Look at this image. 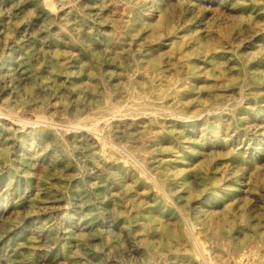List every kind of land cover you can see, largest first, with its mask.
Listing matches in <instances>:
<instances>
[{"label": "rangeland", "instance_id": "rangeland-1", "mask_svg": "<svg viewBox=\"0 0 264 264\" xmlns=\"http://www.w3.org/2000/svg\"><path fill=\"white\" fill-rule=\"evenodd\" d=\"M52 1L0 0V264H264V0Z\"/></svg>", "mask_w": 264, "mask_h": 264}, {"label": "bare ground", "instance_id": "bare-ground-1", "mask_svg": "<svg viewBox=\"0 0 264 264\" xmlns=\"http://www.w3.org/2000/svg\"><path fill=\"white\" fill-rule=\"evenodd\" d=\"M130 1H132V0H130ZM141 1V0H140ZM144 1V0H143ZM210 1V0H209ZM224 1V0H223ZM109 2V1H108ZM136 2V1H135ZM148 2V1H147ZM152 2H154V1H152ZM159 2V1H158ZM177 2V1H176ZM183 3H185V2H183ZM46 4H47V9H48V7L49 8H52L53 6H54V2L52 1V0H47V2H46ZM128 4V3H127ZM140 4V3H139ZM152 4V3H151ZM202 4V3H201ZM129 5H131V4H129ZM186 5V4H185ZM45 6V5H44ZM156 6V5H155ZM205 6V5H204ZM186 7V6H185ZM42 8H43V6H42ZM45 8H46V6H45ZM187 8V7H186ZM53 9H55V8H53ZM53 9H52V11H53ZM113 9V8H112ZM146 9V8H145ZM157 9V8H156ZM155 9V10H156ZM188 9V8H187ZM150 10V9H149ZM162 10V9H161ZM39 11V10H38ZM205 11V10H204ZM123 12V11H122ZM147 12H148V10H147ZM145 13V12H144ZM155 13V12H154ZM182 13V12H181ZM180 13V14H181ZM116 14V13H115ZM213 14V13H212ZM259 14V13H258ZM139 15V14H138ZM148 15V14H147ZM219 15V14H218ZM113 16V15H112ZM141 16V15H140ZM159 16V15H158ZM257 16V15H256ZM262 16V15H261ZM264 16V15H263ZM124 17V16H123ZM200 17V16H199ZM218 17V16H217ZM264 18V17H263ZM118 19V18H117ZM128 19V18H127ZM136 20V19H135ZM153 20V19H152ZM134 23V22H133ZM177 23V22H176ZM183 23V22H182ZM113 24H115V23H113ZM117 24V23H116ZM144 24V23H143ZM126 25V24H125ZM129 25V24H128ZM176 25V24H175ZM182 25V24H181ZM142 26V25H141ZM173 26V25H172ZM171 27V26H170ZM128 28V27H127ZM135 29V28H134ZM141 29H142V27H141ZM144 29V28H143ZM180 29V28H179ZM129 30V29H128ZM131 30V29H130ZM139 30V29H138ZM153 30V29H152ZM142 32V31H141ZM128 33V32H127ZM132 33H133V30H132ZM159 33V32H158ZM168 33V32H167ZM185 33V32H184ZM187 33V32H186ZM173 34V33H172ZM128 35V34H127ZM130 35V34H129ZM148 35V34H147ZM139 38V37H138ZM164 38V37H163ZM145 39V38H144ZM162 39V38H161ZM164 40V39H163ZM172 40V39H171ZM174 40V39H173ZM130 41H132V40H130ZM142 41V40H141ZM128 42V41H127ZM145 42V41H144ZM164 42V41H163ZM172 42V41H171ZM140 43V42H139ZM153 44V43H152ZM163 44V43H162ZM147 45V44H146ZM161 46V45H160ZM159 46V47H160ZM139 47V46H138ZM158 47V46H157ZM130 48V47H129ZM155 49V48H154ZM161 49V48H160ZM141 50V49H140ZM207 50V49H206ZM142 51V50H141ZM161 51V50H160ZM147 52V51H146ZM204 53V52H203ZM116 54V53H115ZM145 54V53H144ZM184 56V55H183ZM182 56V57H183ZM181 57V56H180ZM143 58V57H142ZM184 58V57H183ZM205 58H206V56H205ZM212 58V57H211ZM163 59V58H162ZM172 59V58H171ZM179 59V58H178ZM198 59V58H197ZM166 60V59H165ZM181 60V59H180ZM169 61V60H168ZM171 61V60H170ZM178 61V60H177ZM174 62V61H173ZM223 62V61H222ZM192 63V62H191ZM172 64H174V63H172ZM180 64V63H179ZM183 64L184 63H182L181 64V66H183ZM197 66H198V64H197ZM1 67V66H0ZM159 67H161V64H160V66ZM163 67V66H162ZM178 67V66H177ZM187 67V66H186ZM171 68V67H170ZM169 68V69H170ZM176 68V67H175ZM174 68V69H175ZM179 68V67H178ZM192 68V67H191ZM177 69V68H176ZM180 69V68H179ZM195 69H196V67H195ZM194 69V70H195ZM199 70V69H198ZM205 72V71H204ZM195 73V72H194ZM205 74V73H204ZM205 76V75H204ZM209 81V80H208ZM211 81V80H210ZM205 82V81H204ZM207 82V81H206ZM157 83V82H156ZM161 84V83H160ZM208 85V84H207ZM160 86V85H159ZM200 86V85H199ZM209 86V85H208ZM145 87V86H144ZM194 89H195V87H194ZM193 100V99H192ZM168 104V103H167ZM193 104V103H192ZM189 105V104H188ZM153 113V112H152ZM154 115V114H153ZM7 116V115H6ZM103 118H102V120L104 119V120H108V116L106 115V114H104V116H102ZM144 117H145V115H144ZM151 117V116H150ZM17 118V117H16ZM86 118V117H85ZM43 120V119H42ZM81 120V119H80ZM34 121V120H33ZM36 121H38L39 122V120H36ZM45 121H47V119L45 118ZM38 122H36V123H38ZM47 122H50V121H47ZM40 123H43V122H40ZM39 123V124H40ZM100 122H98V124H99ZM35 124V123H34ZM48 124V123H47ZM80 124V123H79ZM37 125V124H36ZM43 125V124H42ZM54 125V124H53ZM91 125V124H90ZM97 125V124H96ZM44 126V125H43ZM89 126V125H88ZM41 127V126H40ZM45 127H46V125H45ZM38 128V127H37ZM78 128V127H77ZM55 129H57V128H55ZM61 129V128H60ZM59 129V130H60ZM86 129H88V128H86ZM193 130V129H192ZM45 131V130H44ZM188 131H190V130H188ZM68 132V131H67ZM186 132V131H185ZM64 133V132H63ZM69 133V132H68ZM59 134V133H58ZM70 134V133H69ZM188 139V138H187ZM188 140H190V139H188ZM102 146H104V145H102ZM105 147V146H104ZM108 150V149H107ZM192 152V151H191ZM136 158V157H135ZM133 159V158H132ZM156 159V158H155ZM113 160V159H112ZM117 161V160H116ZM115 161V162H116ZM136 162V161H135ZM141 162V161H140ZM157 162V161H156ZM117 164V163H116ZM113 165V164H112ZM123 165V164H122ZM179 165H181V164H179ZM184 165V164H183ZM133 166V165H132ZM141 166V165H140ZM114 168H116V167H114ZM175 171V170H174ZM3 172V171H2ZM127 172V171H126ZM169 172H171V171H169ZM168 172V173H169ZM125 173V172H124ZM191 174V173H190ZM166 175V174H165ZM120 176H121V174H120ZM132 177V176H131ZM159 178V177H158ZM122 179V178H121ZM137 179V178H136ZM241 179V178H240ZM138 180V179H137ZM174 180V179H173ZM178 180H180V179H178ZM122 181V180H121ZM156 181V180H155ZM177 181V180H176ZM145 182V181H144ZM179 182V181H178ZM136 183H138V182H136ZM141 183V182H140ZM132 184V183H131ZM147 184V183H146ZM99 185V184H98ZM137 185V184H136ZM140 185V184H139ZM138 186V185H137ZM137 186H135V187H137ZM241 186V185H240ZM134 187V188H135ZM182 188V187H181ZM206 188V187H205ZM212 188V187H211ZM237 188V187H236ZM146 189V188H145ZM132 190H134V189H132ZM233 190V189H232ZM121 191V190H120ZM149 191H150V189H149ZM172 191V190H171ZM206 191V190H205ZM11 192V191H10ZM117 192V191H116ZM132 192V191H131ZM1 193V192H0ZM129 193V192H128ZM130 194V193H129ZM146 194V193H145ZM172 194V193H171ZM235 194V193H234ZM109 195V194H108ZM111 195V194H110ZM174 196H175V194H174ZM226 196V195H225ZM230 196H232V195H230ZM11 197V196H10ZM185 197H187L186 195H185ZM216 197V196H215ZM218 197V196H217ZM140 198V197H139ZM151 198V197H150ZM224 198H226V197H224ZM125 199H126V196H125ZM112 200V199H111ZM127 200V199H126ZM222 200V199H221ZM228 200V199H227ZM15 201V200H14ZM138 201V200H137ZM209 201V200H208ZM215 201V200H214ZM172 202V201H171ZM170 202V203H171ZM12 203V202H11ZM141 203V202H140ZM179 203V202H178ZM207 203V202H206ZM220 203V202H219ZM172 204V203H171ZM184 204H185V202H184ZM232 204V203H231ZM195 205V204H194ZM149 206V205H148ZM214 206V205H213ZM232 206V205H231ZM156 207V206H155ZM166 207V206H165ZM182 207V206H181ZM224 207V206H223ZM233 207V206H232ZM177 208H178V206H177ZM202 208V207H201ZM3 210V209H2ZM10 210V209H9ZM148 210V209H147ZM166 210V209H165ZM171 210V209H170ZM173 210V209H172ZM175 210V209H174ZM177 210V209H176ZM224 211V210H223ZM3 212V211H2ZM115 212V211H114ZM161 212V211H160ZM171 212V211H170ZM174 212V211H173ZM184 213V212H183ZM191 213H193V212H191ZM3 214V213H2ZM186 214V213H185ZM1 215V214H0ZM220 215V214H219ZM12 216V215H11ZM147 216V215H146ZM178 216V215H177ZM190 216V215H189ZM221 216V215H220ZM223 216V215H222ZM166 218H168V217H166ZM178 218V217H177ZM154 219V218H153ZM216 219V218H215ZM229 219H230V217H229ZM5 220V219H4ZM3 220V221H4ZM237 220V219H236ZM235 220V221H236ZM139 221V220H138ZM142 221H144V220H142ZM169 221V220H168ZM173 222V221H172ZM177 222V221H176ZM232 223V222H231ZM233 224V223H232ZM141 225V224H140ZM145 225H147V224H145ZM153 225V224H152ZM186 225V224H185ZM23 226V225H22ZM218 226V225H217ZM235 226V225H234ZM5 227V226H4ZM24 227V226H23ZM144 227H146V226H144ZM159 227V226H158ZM176 227V226H175ZM198 227V224L196 223V221H192V222H190V229H191V231L192 232H194V234L197 236V234H198V231H196V228ZM142 228V227H141ZM147 228V227H146ZM217 228V227H216ZM231 228V227H230ZM236 228V227H235ZM234 228V229H235ZM159 229V228H158ZM198 230V229H197ZM236 230V229H235ZM252 230V229H251ZM10 231V230H9ZM13 231H14V229H13ZM19 231V230H18ZM219 231V230H218ZM226 231V230H225ZM145 232V231H144ZM153 232H155V231H153ZM163 232H165V231H163ZM220 232H221V230H220ZM233 232V231H232ZM236 232V231H235ZM160 233V232H159ZM212 233V232H211ZM42 234V233H41ZM164 234V233H163ZM162 234V235H163ZM185 234H186V232H185ZM258 234H259V232H258ZM38 235H40V234H38ZM142 235V234H141ZM206 235V234H205ZM238 235V234H237ZM76 236V235H75ZM155 236V235H154ZM167 237H168V235H166ZM177 236H178V234H177ZM180 237V236H179ZM204 237V236H203ZM234 238V237H233ZM159 239V238H158ZM177 239V238H176ZM197 239V242H199V237H197L196 238ZM231 239V238H230ZM238 239V238H237ZM246 240H247V238H245ZM12 240V239H11ZM146 240V239H145ZM170 240V239H169ZM175 240V239H174ZM228 240V239H227ZM7 241H9V240H7ZM15 241V240H14ZM162 241V240H161ZM171 241V240H170ZM181 241V240H180ZM43 242V241H42ZM149 242V241H148ZM169 242V241H168ZM178 242V241H177ZM183 242V241H182ZM154 243V242H153ZM156 243V242H155ZM154 243V244H155ZM167 243V242H166ZM170 243V242H169ZM175 243V242H174ZM186 243V242H185ZM184 243V244H185ZM228 243V242H227ZM19 244V243H18ZM80 244V243H79ZM165 244V243H164ZM163 244V245H164ZM178 244V243H177ZM181 244V243H180ZM183 244V243H182ZM240 244V243H239ZM30 245V244H29ZM242 245V244H241ZM37 246H38V244H37ZM156 246V245H155ZM219 246V245H218ZM154 247V246H153ZM233 247V246H232ZM13 248V247H12ZM17 249V248H16ZM34 249V248H33ZM203 249H205V248H203ZM217 249V248H216ZM220 249V248H219ZM264 250V249H263ZM20 251V250H19ZM155 251H157V250H155ZM196 251V250H195ZM17 252V251H16ZM21 252V251H20ZM23 252V251H22ZM41 252V251H40ZM191 252V251H190ZM225 252V251H224ZM236 252V251H235ZM42 253V252H41ZM206 253H207V251H206ZM216 253V252H215ZM22 254V253H21ZM28 254V253H27ZM150 254V253H149ZM217 254V253H216ZM26 255V254H25ZM24 255V256H25ZM5 256V255H4ZM28 256V255H27ZM26 256V257H27ZM205 256V255H204ZM248 256V255H247ZM207 257H209V255L207 256ZM32 258V257H31ZM191 258H192V256H191ZM236 258V257H235ZM150 259H151V257H150ZM153 259V258H152ZM217 259V258H216ZM230 259H231V257H230ZM35 260H36V258H35ZM24 261H26V260H24ZM40 261V260H39ZM151 261V260H150ZM204 261V260H203ZM242 261V260H241ZM16 262V261H15ZM14 262V263H15ZM29 262V261H28ZM191 262H193V261H191ZM212 262V261H211ZM32 263V262H31ZM48 263V262H47ZM205 263V262H204ZM228 263V262H227ZM155 264V263H154ZM200 264V263H199ZM255 264V263H254Z\"/></svg>", "mask_w": 264, "mask_h": 264}]
</instances>
